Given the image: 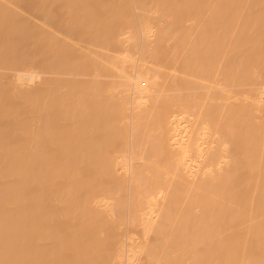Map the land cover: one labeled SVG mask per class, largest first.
Returning <instances> with one entry per match:
<instances>
[{"label": "bare ground", "instance_id": "obj_1", "mask_svg": "<svg viewBox=\"0 0 264 264\" xmlns=\"http://www.w3.org/2000/svg\"><path fill=\"white\" fill-rule=\"evenodd\" d=\"M0 264H264V0H0Z\"/></svg>", "mask_w": 264, "mask_h": 264}]
</instances>
